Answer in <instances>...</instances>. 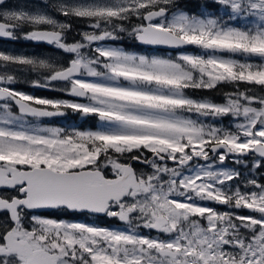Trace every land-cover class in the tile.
<instances>
[{"label":"snow or ice","instance_id":"snow-or-ice-1","mask_svg":"<svg viewBox=\"0 0 264 264\" xmlns=\"http://www.w3.org/2000/svg\"><path fill=\"white\" fill-rule=\"evenodd\" d=\"M212 2L224 15L190 14L178 0H59L51 7L64 22L47 11L0 10V39L46 43L69 56L60 63L0 51V264H264V0ZM241 18L257 22L230 23ZM71 19L86 22L78 40L67 39ZM122 34L178 51L103 46ZM25 67L40 74L33 87L87 102L17 90L13 69ZM221 83L234 90L220 103L186 94ZM69 109L109 127H24V117ZM227 117L229 127L214 123ZM230 157L251 175L223 167ZM44 210L105 216L126 228Z\"/></svg>","mask_w":264,"mask_h":264},{"label":"rangeland","instance_id":"rangeland-1","mask_svg":"<svg viewBox=\"0 0 264 264\" xmlns=\"http://www.w3.org/2000/svg\"><path fill=\"white\" fill-rule=\"evenodd\" d=\"M182 1L183 0H178V3H182ZM190 1H192L194 3H197V2L203 3V8L201 7V9L193 12L194 14H198V15L202 14L203 9L207 8L209 12H212L214 14L224 15L223 10L220 9V7L218 5L214 4L212 2V0H190ZM58 2H59V0H47V3H45V0H8V2L6 4L0 5V10L20 9V10H28V11H47L50 14H52L58 21L64 22L66 20V18L63 17L62 15H59L58 13L54 12L52 10V7H51V5L58 3ZM71 2H79V0H71ZM97 2H99V0H97ZM180 7L183 8L184 10L188 11L190 14H193L192 12L187 10V8H185L181 5H180ZM225 19H227V17H225ZM69 22H71V24H72V30L67 35V39L69 41L80 39V36L78 35V33L83 31V30H88L86 22L84 20L71 19ZM256 22H257L256 18H248V19L241 18L239 21H233L230 23H233L235 26H254V24ZM25 30H27V29H25ZM102 44L105 47H121L126 51L135 52L137 54L147 55V56L156 55V56L168 57V56H175L176 55V52L145 49L143 47H140L137 41L130 39L126 35H123V39H121V40L105 41V42H102ZM36 45H37L36 42L27 41L24 39H19V40H15V41H13L11 39H0V51L11 52L13 54H22V55H27V56H33V57H38V58H45V59H50L52 61H58L60 63L67 62V60L69 59V56L67 54H64L62 51H58V50H56L55 52L49 51L46 53H41L39 51L40 49H38V47H36ZM183 51H187V52L192 53V54L207 55V53H205L203 50H201L197 47H194V46L191 47V49H186ZM218 55L228 56L230 54L218 53ZM233 58L239 59V60L255 59V58H246V57H242L239 55H236ZM18 70L19 71H16V69H13V74L17 75L19 78H23V82L25 84L30 85L32 88H34L30 84V81L39 78L40 74L31 72L26 67L20 68ZM85 79L96 80L97 78L85 77ZM100 82L111 83L110 81H103V80H101ZM124 83H126V82H124ZM221 84H225V83H221ZM55 85L56 84H54V86ZM56 89H59V88H56ZM204 92H205V90L204 91L193 90V89L186 90V94L191 96L192 98H195V99H209V100H212V101L217 102V103L224 101V95L221 98H219L218 100H214L211 97L209 98L207 96V94H205ZM28 94L35 96V88L32 89L31 93H28ZM68 99H70V98H68ZM71 100H75V99L72 98ZM76 102H81V101H76ZM83 102H87V101H83ZM83 118H88V117L87 116H81V119H83ZM231 120H232L231 117H227V118H224L222 121H215L214 123H216V124L222 123L225 127H229V126H231ZM24 122H25L24 123L25 129H27L29 131H31L33 128H37V127H62L68 131H72L74 129L75 130H83V131H87V130H93L94 131V130L105 129V128L109 127L108 125H105L103 122H101L99 119H97L96 121H92V123H91V125L97 123L96 127H93V126L90 127L89 125H87L86 128H82L81 126L77 125L76 123L68 122L64 119H62L58 122H53V121L30 120V119L24 118ZM76 122H79V121L76 120ZM208 122H212V121H208ZM54 124H56V125H54ZM13 127H16V126L13 125ZM246 159H250V158H246ZM201 163H202V161H201ZM223 167L233 168L231 165H228L226 162L223 165ZM244 175L245 176L251 175V173L249 171H245ZM248 214H249V212L247 210V215ZM115 228L122 229V227H115ZM125 228H126V226H125Z\"/></svg>","mask_w":264,"mask_h":264},{"label":"flooded vegetation","instance_id":"flooded-vegetation-1","mask_svg":"<svg viewBox=\"0 0 264 264\" xmlns=\"http://www.w3.org/2000/svg\"><path fill=\"white\" fill-rule=\"evenodd\" d=\"M68 35V34H67ZM38 46H43L49 49V51L55 52L56 49L54 46L51 45H46V44H37L36 47ZM61 51V50H58ZM66 63V62H64ZM0 71H3V69H0ZM16 71H19L18 69H16ZM18 77V76H17ZM56 85L54 87L56 88H61L64 87L65 85L63 83L60 82H56ZM13 87H15L17 90L19 91H23L25 93H31L32 89L35 88V96L37 97H46V98H50V99H67V100H71L72 98L75 99L74 101H86L84 99H80L77 97H72L69 96L59 90L57 91H52V90H48V89H44V88H38V87H34L32 88L30 85H27L23 82V78H19L18 77V82L13 85ZM70 98V99H68ZM15 111H17L14 108ZM78 112H73L72 110H66V115L64 116H56V117H51V118H40V119H35L33 117H24L25 119H30V120H41V121H53V122H58L62 119L68 121V122H74L77 125L81 126L82 128H86L87 125H89L90 127H96V124H92V121H96L97 119H99L97 116L95 115H89L87 116L88 118H83L81 119V114ZM79 121V122H76ZM56 125V124H54ZM249 158V157H246ZM226 163L228 165H231L233 168L238 169L242 175H244L245 171H249L248 168H245L242 165H236L234 163L231 162V157L229 158L228 161H226ZM137 168L142 167L141 165H136ZM250 168V166H249ZM108 175L111 177V172H108ZM259 178V177H258ZM233 184L238 183V182H231ZM207 203V202H204ZM210 206L217 208L220 211H226L228 209H226L225 206L223 205H216V204H210ZM240 212V214L243 215H247V210H238ZM42 216L44 217H50V218H54L57 220H65V221H74V222H83L86 224H93V225H97V226H104V227H109V228H115V227H122V229H125V225H123L121 222L117 221L116 219H109L108 217L105 216H97V215H92L89 213H80V212H73L70 210H51V211H45V212H41L40 213ZM0 219H3L2 216H0ZM141 234L143 235H158V233H156L155 231L149 232V230L147 229H140Z\"/></svg>","mask_w":264,"mask_h":264},{"label":"trees","instance_id":"trees-1","mask_svg":"<svg viewBox=\"0 0 264 264\" xmlns=\"http://www.w3.org/2000/svg\"><path fill=\"white\" fill-rule=\"evenodd\" d=\"M179 5L187 8V10H189L190 12H195L199 9H201V7L203 8V3L202 2H197L194 3L190 0H183L182 3H179ZM38 49H40L39 51L41 53H46L49 52V49L43 46H38ZM242 89L244 87H253L252 85H241ZM257 88V90H259V86H255ZM233 86L231 84H220L217 86V88L212 89V90H205V94H207V96L214 100H218L219 98H221L225 92H230L233 91ZM204 91V90H202ZM203 95V94H202Z\"/></svg>","mask_w":264,"mask_h":264},{"label":"water","instance_id":"water-1","mask_svg":"<svg viewBox=\"0 0 264 264\" xmlns=\"http://www.w3.org/2000/svg\"><path fill=\"white\" fill-rule=\"evenodd\" d=\"M6 2H7V0H5V3ZM138 44L140 46H142V47L149 48V49H157V50L170 51V52H177L178 51V50H175V49L167 48L165 46H150V45H143V44H140V43H138ZM188 47H190V46H187L186 48H188ZM80 99H84V98H80ZM28 117H30V116H28ZM45 211H51V210H44L42 212H45Z\"/></svg>","mask_w":264,"mask_h":264}]
</instances>
